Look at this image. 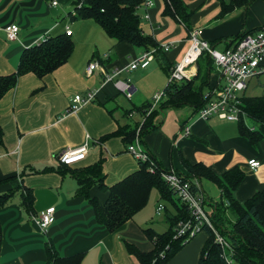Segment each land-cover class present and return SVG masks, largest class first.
I'll use <instances>...</instances> for the list:
<instances>
[{"label": "crops", "instance_id": "obj_1", "mask_svg": "<svg viewBox=\"0 0 264 264\" xmlns=\"http://www.w3.org/2000/svg\"><path fill=\"white\" fill-rule=\"evenodd\" d=\"M53 1L0 0V76L17 71L27 48L65 34L67 27L75 43L67 63L43 78L33 73L21 76L16 88L0 100V124L4 131L0 143V194L18 189H30L34 194L31 211L22 206L20 193L0 209V264H53L47 258L48 244L62 257L82 255L81 264H139L127 252L125 242L134 243L143 251L152 250V243L143 233L145 228L134 219L114 233L100 226L89 201L79 193L74 173L102 161L104 182L112 186L139 170V162L128 152L130 134L144 123L143 114L135 107L151 102L166 87L169 76L165 65L173 66L182 59L189 47L190 33L173 18L162 15L163 0H153L150 8H139L144 34L160 45L172 47L164 53L165 61L155 55L153 62H160L157 67L152 62L146 69L128 71L127 66L144 49L109 37L92 19H74L75 10L66 11L63 7L60 11L61 0H57L58 6H52ZM184 1L193 11L191 30H201L202 38L220 52L234 47L237 37L264 27V0L222 17L218 0ZM146 14L148 19L143 18ZM10 24L20 27L17 41L7 39L5 28ZM94 62L99 67L89 73L88 67ZM116 70L121 73L106 81V75ZM191 71L197 74L187 81L194 80L205 98L214 91L218 93L224 84L220 69L207 55L200 57ZM120 80L130 82L133 95L128 100H135L140 106H125L122 92L115 86ZM145 80L156 85L144 96ZM89 92L95 93L96 98L71 112L73 98ZM171 109L178 113L170 119L166 112ZM164 113L165 118H159ZM153 122L155 127L141 138L148 154L162 168L192 177L199 185L208 215L222 217L224 229L229 230L227 220L231 221L232 213L226 202L221 205L224 199L219 185L209 178L192 176L183 161L203 164L219 177L240 168L245 178L234 196L244 205L264 190V141L253 145L240 134L238 123L217 116L201 119L199 111L186 105L166 108ZM186 127L190 128L189 135L185 133ZM85 143L89 147L85 159L60 169L58 154ZM251 160L261 163L257 170L250 168ZM158 195L161 197L159 191ZM90 196L104 203L108 194L93 185ZM160 203L166 206V222L167 216L177 215L176 206L162 200ZM50 207L55 208L56 221L44 231L38 217ZM138 234L145 238H134ZM207 240L204 232L191 239L169 264H199Z\"/></svg>", "mask_w": 264, "mask_h": 264}, {"label": "trees", "instance_id": "obj_2", "mask_svg": "<svg viewBox=\"0 0 264 264\" xmlns=\"http://www.w3.org/2000/svg\"><path fill=\"white\" fill-rule=\"evenodd\" d=\"M76 14L74 19H92L98 23L106 34L118 42H127L136 48L145 51L156 50V57L165 61L164 51L151 36L145 35L141 24L142 18L138 13L143 0H75ZM165 8L163 16H169L182 24L191 33V18L193 11L184 0H163ZM221 5L220 16H225L238 8L245 7L256 0H218ZM245 35L236 38L239 41ZM75 50V43L70 35L62 34L56 37L46 38L44 41L27 48L20 59L19 67L13 74L0 76V100L11 90L15 89L21 76L33 73L43 78L53 73L56 69L68 62ZM211 62H214L209 54ZM201 56V57H202ZM172 65L167 63L165 69L168 76ZM164 100L159 106L147 115L151 102H146L141 107H135L141 112L145 121L141 127L139 137L153 129L154 119L166 108H179L191 106L195 111H200L209 102L204 97L202 90L195 85L194 80L167 84L163 90ZM243 111L245 118L252 122L247 125L244 118L238 123L239 132L246 137L251 144L256 145L264 141V94L261 96H248L243 98ZM137 129L134 130L128 142L135 140ZM4 131L0 124V143H3ZM129 144V145H130ZM150 161L139 162V170L125 177L112 186L104 182L105 175L102 170V161L96 165L77 171L74 177L77 180L79 193L84 196L92 206L97 223L108 232L114 233L143 210L150 199L151 193L157 189L163 202L176 206L177 215L167 216L168 229L164 233H158L152 228L143 229V233L152 243L150 251L141 250L136 244L125 242L127 252L134 256L139 264H169L171 259L190 241L185 238H175L177 224L190 218L189 208L180 203L173 192L165 184L161 177L162 172L168 171L160 166L149 154ZM184 166L192 176L206 177L217 183L222 190L224 203L228 204L229 211L236 220L229 230L224 229L223 218L210 216L216 230L224 236L231 245L233 259L236 264H264V190L252 196L244 205L240 204L234 194L242 184L245 173L240 168H234L222 175H215L203 164L192 165L183 161ZM67 167L60 164V169ZM181 175V174H180ZM184 179L192 184L195 192L199 189L192 181V177L184 176ZM98 185L108 194L104 203L90 196V188ZM18 193L21 196L22 206L31 211L33 209L34 194L30 189L14 190L0 194V209L5 207ZM166 209V206H165ZM208 235L206 246L202 252L199 264H227L223 257V250L216 242L214 232L205 228ZM1 234V225H0ZM47 258L53 264H81L82 255L62 257L54 249L53 245L46 246Z\"/></svg>", "mask_w": 264, "mask_h": 264}, {"label": "built area", "instance_id": "obj_3", "mask_svg": "<svg viewBox=\"0 0 264 264\" xmlns=\"http://www.w3.org/2000/svg\"><path fill=\"white\" fill-rule=\"evenodd\" d=\"M154 5L153 0H143L141 7L150 8ZM52 6H58V1L54 0ZM148 19V15H144ZM6 36L9 41H17L19 39L20 27L17 24H10L5 28ZM66 34L71 36L69 27ZM45 40V39H44ZM42 40V41H44ZM189 47L182 59L173 65L169 74L168 83L183 82L190 80L196 76L195 71H191L199 58L207 53L213 59L215 65L220 69V76L224 80V84L218 93L215 91L208 94L209 99L207 105L199 111L201 119L207 120L213 116L220 119L239 123L242 118L245 119L243 111V98L248 90V81L254 77L264 74V27L255 33L246 34L237 41L236 45L223 52L215 50L206 40L202 38V31L196 29L189 35ZM41 41V42H42ZM171 44H162L160 48L164 52L171 49ZM156 50L145 51L138 57L134 58L127 66L128 71L137 69H146L155 60ZM97 67L98 62L91 63L88 67L89 73H92ZM105 73V72H104ZM121 73L120 70L114 71L112 74L106 75V81L112 79ZM116 88L122 92L127 99H131L133 95V87L129 81H117ZM96 98L95 93L89 92L86 96L76 95L73 98V106L71 112H75L81 105L89 103ZM165 92L157 93L151 107L147 113L149 115L164 100ZM145 121V118H144ZM137 129L134 142L128 146V152L138 162L150 161V156L139 137L141 130ZM185 133L190 134V128H185ZM89 151L88 144L85 143L80 147H68L58 154L60 164L65 166L75 165L83 161ZM261 163L257 160H251L249 166L252 170H257ZM162 179L169 189L173 192L175 198L182 204H185L190 211V218L180 221L175 229V238H185L191 240L203 233L205 228H210L216 237V242L223 250V257L227 264H236L233 259L231 245L227 239L222 236L215 228L210 216L205 210V201L200 193L195 192L192 184L185 180L183 175L176 171L168 170L161 174ZM198 188V184H196ZM165 211V205L160 203L157 207V214L161 215ZM56 221V211L54 207H50L42 211L38 217V222L44 231L52 226Z\"/></svg>", "mask_w": 264, "mask_h": 264}, {"label": "rangeland", "instance_id": "obj_4", "mask_svg": "<svg viewBox=\"0 0 264 264\" xmlns=\"http://www.w3.org/2000/svg\"><path fill=\"white\" fill-rule=\"evenodd\" d=\"M75 6H76L75 0H66V1L61 0V4H60L59 9L61 11V9H63V7H64L66 11L69 9L75 10ZM159 63L160 62H158V61L153 62V67H157L159 65ZM155 85L156 84L154 82H152L150 80H145L143 82L142 94L145 96L146 94H148V92H152L153 87ZM248 85H249V88L246 91V94L248 96L254 97V96L263 95L264 94V74L250 79L248 81ZM164 86L158 91V93L162 92L164 90ZM120 96L125 100V106L128 109H132L133 104L140 106L137 103V101H135V100L133 102H130L123 93H120ZM152 101L153 100H151V102ZM167 113L170 114V119H171L173 114L178 113V110H176V109L172 110L171 109V110L167 111L166 114ZM159 118H161V119L165 118V113L162 114ZM244 121L247 125L252 126V122L248 118H245ZM160 202H161V197L158 195V191L156 189H154L151 193V196H150V199H149L147 206L139 212L138 216H136L134 218V221L136 222V224H138L139 226H142L145 229L150 228V226H153L152 228H154L157 232H159V233L165 232L168 229L165 212H163L161 215H158L156 212L157 207L160 204ZM230 220L231 221H229V223L227 220V227L229 229L232 228L233 223L236 220V218L233 214H230ZM134 238H141V239L143 238L144 239L145 237L142 234H138V237L136 236ZM141 239H137L138 240L137 242H145V243L148 242V240L141 241Z\"/></svg>", "mask_w": 264, "mask_h": 264}]
</instances>
